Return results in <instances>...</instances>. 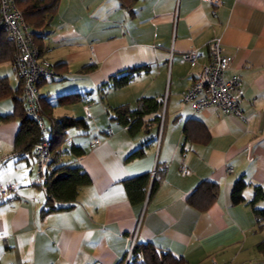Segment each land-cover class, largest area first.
Segmentation results:
<instances>
[{"label": "crops", "instance_id": "0c3cea01", "mask_svg": "<svg viewBox=\"0 0 264 264\" xmlns=\"http://www.w3.org/2000/svg\"><path fill=\"white\" fill-rule=\"evenodd\" d=\"M29 28L53 70L38 82L45 125L48 116L88 123L67 130L58 162L80 166L89 182L69 207L45 211L36 158L15 152L19 119L2 118L13 101L0 99V185L15 187L0 204V264H126L138 243L185 264H264V196L254 201L256 186L264 191V0H58ZM215 39L230 58L225 77L240 80V114L182 100ZM190 50L195 66L182 58ZM0 76L20 83L11 60ZM143 97L157 107L140 126L116 118V107L136 109ZM136 177L145 184L131 199ZM204 179L217 194L198 208L187 197Z\"/></svg>", "mask_w": 264, "mask_h": 264}, {"label": "trees", "instance_id": "16d2710c", "mask_svg": "<svg viewBox=\"0 0 264 264\" xmlns=\"http://www.w3.org/2000/svg\"><path fill=\"white\" fill-rule=\"evenodd\" d=\"M57 1L58 0H15L26 23L35 27H40L51 17ZM1 31L4 33L5 37L2 39L5 41L0 43L3 50V53L0 55V61L11 60L12 54L15 51V45L9 40L6 31H4L2 27ZM33 40L36 45H40L35 40L34 36ZM131 74L130 72L124 74L117 80L116 84L125 85L129 81ZM20 93L21 82L17 88H13L6 77L0 76V99L10 97L13 101L12 110L2 115V118L19 119V127L14 140L15 152L22 154L23 151L28 152L32 150L33 153V146L35 143L43 139H47L51 142L52 157L48 163L49 170L45 179V184L43 187L41 186L45 190L47 196L45 211L69 207L70 203L75 199L79 187L89 182V178L80 166L72 165L70 162H58L57 155L60 153V145L66 140L67 130L72 127L84 130L88 128V123L81 117L48 116L50 122L48 126L45 125V130H42L38 126L37 121L26 114L23 97L19 95ZM156 107V101L154 99L143 97L140 99L136 109L131 110L124 105L116 107V118L120 119L124 124L131 120L130 128L133 129L141 125V118L144 114L155 111ZM40 111L45 119L48 113L46 110H43L41 105ZM139 177L130 180L128 183V192L130 193L131 199L134 197L135 190L137 191L139 187L145 184L144 180L141 178V180H137ZM244 185L245 183L242 180H238L235 183L232 194L234 202H239L243 199L241 191ZM154 186L155 182L153 183V187ZM217 189L216 182L208 179L201 180L196 185L194 191L187 197V200L192 206L203 208L215 198ZM255 189L254 201H257L264 196V191H262L260 186H256ZM258 248L264 251V240L258 245ZM126 264H185V262L181 258L172 256L167 251L157 250L150 243H138L132 248L130 258Z\"/></svg>", "mask_w": 264, "mask_h": 264}, {"label": "built area", "instance_id": "2783aa9c", "mask_svg": "<svg viewBox=\"0 0 264 264\" xmlns=\"http://www.w3.org/2000/svg\"><path fill=\"white\" fill-rule=\"evenodd\" d=\"M206 1L215 5L220 4V0ZM0 24L6 31L9 40L15 45L11 63L21 82L26 114L33 117L38 126L45 130V119L40 111L38 82L41 78H49L53 75L51 63L41 54L34 42L29 25L24 20L15 0H0ZM209 46L210 59L195 73L192 85L182 92V100L189 102L195 110L213 106L222 112L240 114L238 105L240 80L236 75L230 78L225 77V71L230 66V58L224 54L218 39L211 41ZM182 58L190 66L196 65L195 50L184 52ZM99 141V138H94L93 143L98 144ZM51 153V142L47 139H43L33 146L37 164L34 180L40 187L45 184L49 170L48 163L52 157ZM166 166V162L160 164L161 169H165ZM180 169L185 171L184 166H181ZM14 190L13 184L0 185V204ZM212 264L219 263L212 260Z\"/></svg>", "mask_w": 264, "mask_h": 264}, {"label": "rangeland", "instance_id": "374dc122", "mask_svg": "<svg viewBox=\"0 0 264 264\" xmlns=\"http://www.w3.org/2000/svg\"><path fill=\"white\" fill-rule=\"evenodd\" d=\"M19 9V8H18ZM5 31V30H4ZM12 64V63H11ZM6 66H8L7 64H5V68H6ZM195 66V65H194ZM9 75H10V82L12 83V84H15V76L12 74V71L11 72H9ZM51 83V82H50ZM49 83V84H50ZM22 93V92H21ZM9 100V98H5V100ZM48 124V123H47Z\"/></svg>", "mask_w": 264, "mask_h": 264}]
</instances>
